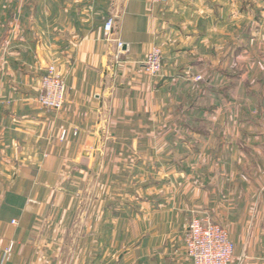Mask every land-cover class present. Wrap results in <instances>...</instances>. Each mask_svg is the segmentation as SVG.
Masks as SVG:
<instances>
[{"label":"crops","instance_id":"0c3cea01","mask_svg":"<svg viewBox=\"0 0 264 264\" xmlns=\"http://www.w3.org/2000/svg\"><path fill=\"white\" fill-rule=\"evenodd\" d=\"M232 2L0 0V264H193L194 216L227 230L231 264H264V73L256 91L233 73ZM52 65L58 113L38 103ZM186 113L194 142L172 135Z\"/></svg>","mask_w":264,"mask_h":264},{"label":"built area","instance_id":"2783aa9c","mask_svg":"<svg viewBox=\"0 0 264 264\" xmlns=\"http://www.w3.org/2000/svg\"><path fill=\"white\" fill-rule=\"evenodd\" d=\"M170 0H152L154 4L165 3ZM114 20L108 19L105 23L104 33L109 38L113 34ZM119 49L123 47L118 43ZM147 75L157 78L163 70V51L154 46L147 55L144 63ZM67 85L58 73L56 66H49L41 81L38 95L39 105L52 112H60L66 102ZM68 131L61 133V140H65ZM15 224V221L13 222ZM186 254L193 264H231L234 246L226 229L210 217L199 218L194 216L184 234ZM12 246L5 250L3 262L9 261Z\"/></svg>","mask_w":264,"mask_h":264},{"label":"rangeland","instance_id":"374dc122","mask_svg":"<svg viewBox=\"0 0 264 264\" xmlns=\"http://www.w3.org/2000/svg\"><path fill=\"white\" fill-rule=\"evenodd\" d=\"M230 9L233 13L231 19H228L234 45L232 57L236 61L238 58H242L243 62L247 61L245 66H234L233 73L239 75L242 71V75L248 77V82L245 83L246 87L249 91H256L257 87L262 84L258 80V74L264 73V0H233ZM240 38H242V42ZM242 61L240 63H243ZM195 79L196 91L203 85L206 87V84L202 83V77L197 76ZM235 82L239 85V82ZM205 104L207 105V103ZM191 105H196L195 97L185 100L184 109L186 112L191 109ZM185 117L187 124L179 125L176 130L173 129L172 135L183 138L186 142H194L198 129V127L196 128V116L192 117L190 113H186ZM190 183L194 184L192 181Z\"/></svg>","mask_w":264,"mask_h":264},{"label":"water","instance_id":"95a60500","mask_svg":"<svg viewBox=\"0 0 264 264\" xmlns=\"http://www.w3.org/2000/svg\"><path fill=\"white\" fill-rule=\"evenodd\" d=\"M48 69V67L46 68V70Z\"/></svg>","mask_w":264,"mask_h":264}]
</instances>
